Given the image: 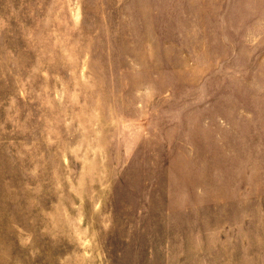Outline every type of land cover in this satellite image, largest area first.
Segmentation results:
<instances>
[{"label":"rangeland","instance_id":"1","mask_svg":"<svg viewBox=\"0 0 264 264\" xmlns=\"http://www.w3.org/2000/svg\"><path fill=\"white\" fill-rule=\"evenodd\" d=\"M0 264H264V0H0Z\"/></svg>","mask_w":264,"mask_h":264}]
</instances>
